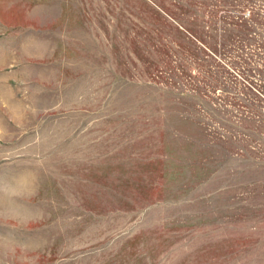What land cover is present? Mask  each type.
I'll return each instance as SVG.
<instances>
[{
	"label": "rangeland",
	"instance_id": "374dc122",
	"mask_svg": "<svg viewBox=\"0 0 264 264\" xmlns=\"http://www.w3.org/2000/svg\"><path fill=\"white\" fill-rule=\"evenodd\" d=\"M0 264H264V0H0Z\"/></svg>",
	"mask_w": 264,
	"mask_h": 264
}]
</instances>
